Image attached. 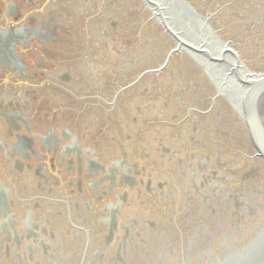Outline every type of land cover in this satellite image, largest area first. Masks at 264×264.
Listing matches in <instances>:
<instances>
[{"label": "rangeland", "instance_id": "1", "mask_svg": "<svg viewBox=\"0 0 264 264\" xmlns=\"http://www.w3.org/2000/svg\"><path fill=\"white\" fill-rule=\"evenodd\" d=\"M187 1L264 73V0ZM21 2L14 27L33 17L44 30L15 45L23 70L0 64V264H160L258 225L264 159L185 49L164 65L178 42L147 0ZM75 137L84 154H62Z\"/></svg>", "mask_w": 264, "mask_h": 264}, {"label": "water", "instance_id": "2", "mask_svg": "<svg viewBox=\"0 0 264 264\" xmlns=\"http://www.w3.org/2000/svg\"><path fill=\"white\" fill-rule=\"evenodd\" d=\"M147 2L154 18L178 42L164 65L173 53L185 49L217 94L241 116L258 156L264 159V73L252 71L189 1ZM178 264H264V217L250 233L238 235L221 249L208 256L181 259Z\"/></svg>", "mask_w": 264, "mask_h": 264}, {"label": "bare ground", "instance_id": "3", "mask_svg": "<svg viewBox=\"0 0 264 264\" xmlns=\"http://www.w3.org/2000/svg\"><path fill=\"white\" fill-rule=\"evenodd\" d=\"M206 17H207V19H209V25L212 26V24H211L212 23V19H211L212 18V14L211 15H208ZM213 29L216 30L214 27H213ZM216 31L219 34V30H216ZM15 35L16 34L9 36L10 45H7V47L10 49V51H8L9 53H7L6 51H4V49L6 47V44L5 45H2L3 48H2V50L0 52V64H6V63H8L10 65H16V66L18 65V67H21L22 68V60H21V58L17 54H15V51L12 48L13 41L15 39L14 38ZM63 135H65L66 138H70L71 137V135H69V132H66V131L63 132ZM44 139H45L44 141L48 142L49 144H53L54 143V145L56 147H59L60 143L62 142L61 137L59 135H56L55 133H52V132L48 136H46ZM28 140L29 139L26 136H20V140L14 144L15 153H23V155L27 157L28 156V152H27V148L25 146L27 145V143H28L27 141ZM76 149H78V148L76 146H74V145L65 144L63 153L64 154H68V153H70L72 151H75ZM8 153H10L9 150H8ZM256 155L258 156V153ZM257 158L260 159V160L263 159V158H260L259 156ZM19 165L21 166V164H19ZM88 166H89L90 174L93 173V172H96L98 174L99 172L104 171V166L101 163H99L98 161L96 162L93 159H90ZM119 166L122 167V169L124 168V170L126 169V170H129L130 171V169H132L131 167H129L127 165H122V161L121 160L116 161V167H119ZM111 169H112V171L109 174V176L112 179H115L114 178L115 177L114 176V173L117 171V169L115 167H111ZM122 176L125 179H129V177L126 174H124V173L122 174ZM9 211H10V203L8 201L7 192H6L5 188H4V189L0 190V218L2 216H8V212ZM115 211H116V209L113 208V212L114 213H116ZM28 213H29V215L27 216L26 222H27V224H28L31 232L35 233V229L33 227V225L35 223H33V221L31 220L32 219L31 218V213L30 212H28ZM263 217H264V213H263V215H261V218L259 220L261 221L263 219ZM11 221H12V219H8V220L3 221L2 224H1L2 225L1 227L3 229H5L7 231V233H8L7 227L9 225H13V223L10 224ZM112 221H114V220L112 219ZM237 232H240V231H237ZM237 232H236L235 235H231V236L229 234L224 235L222 237L221 241H219V242L217 241V239L215 241H214V239L213 240L211 239L212 240L211 241V244H210L211 247H208L207 246V247L203 248V246H202L201 248H203V249L200 250L199 253H193V254H191L192 257H194V258H200L201 256H208L211 253H213V252L221 249V247H223V246L231 243L234 239H236L238 237L237 236ZM7 236H8V238H10L11 235L8 234ZM19 238H20V235L16 234V239L18 241H19ZM126 245H127L126 243H123L122 247L124 246L126 248ZM182 245H183V243L178 248V250L180 251L179 253L182 256L179 257V254L177 256H175V253H174V255L172 257H168L167 256V258H164L162 260V262H160V264H178V262L181 261V259H188V258H185V254L186 253H185V250H184V246H182ZM189 248H191V246H189ZM192 257H189V258H192Z\"/></svg>", "mask_w": 264, "mask_h": 264}, {"label": "flooded vegetation", "instance_id": "4", "mask_svg": "<svg viewBox=\"0 0 264 264\" xmlns=\"http://www.w3.org/2000/svg\"><path fill=\"white\" fill-rule=\"evenodd\" d=\"M21 1H24V4L30 5V6H32V5L36 6V2H39V0H20V1H18V0H0V52L3 48L2 45L6 44L4 51L9 53L8 51H10V49L7 47V45H10V39H9L10 35L16 34L14 37L15 39L13 41L12 48L15 51V54H17V50H15V45L20 40L27 41V40L31 39L30 37H38L39 38L40 33L44 30L42 27L39 26L40 25L39 23L37 26H35L34 23H33V25L30 24L32 21L35 20L33 17L30 18L26 22V24H21L20 26L18 25V27H14L13 20L15 19L16 14L18 16L21 15V13H19V8H20V6H22ZM204 2H206V0H204ZM201 9H204V6H201ZM205 13L207 15L212 14V17H214V15H215V14H213L214 12H211L207 8H206ZM262 15H264V11H263ZM17 20H18V17H17ZM28 32L30 33V36L28 35ZM22 63H23V60H22ZM12 66L13 67L15 66L16 68L18 67V65L17 66L12 65ZM18 68L23 70V64H22V68L21 67H18ZM51 132L55 133L54 130H52ZM66 132H68V131L66 130ZM27 142H29V140ZM68 144H70V143H68ZM70 145L76 146L78 148V149H76V151H78L80 155L84 154L83 149L79 145H77V143H76V137L72 139V143ZM64 147H65V145H64ZM63 151H64V149H63ZM63 151H62V154H64ZM80 159L82 161L83 157L81 156ZM89 161H90V159H87L88 164H89ZM109 170L112 171L111 167L109 168Z\"/></svg>", "mask_w": 264, "mask_h": 264}]
</instances>
